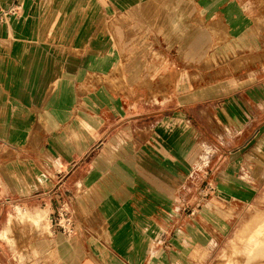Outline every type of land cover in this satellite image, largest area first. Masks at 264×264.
<instances>
[{
    "label": "crops",
    "instance_id": "0c3cea01",
    "mask_svg": "<svg viewBox=\"0 0 264 264\" xmlns=\"http://www.w3.org/2000/svg\"><path fill=\"white\" fill-rule=\"evenodd\" d=\"M19 4L0 18V264H210L253 200L228 176H264V83L245 77L264 73V0ZM221 120L238 143L205 180ZM64 202L74 238L52 221Z\"/></svg>",
    "mask_w": 264,
    "mask_h": 264
},
{
    "label": "rangeland",
    "instance_id": "374dc122",
    "mask_svg": "<svg viewBox=\"0 0 264 264\" xmlns=\"http://www.w3.org/2000/svg\"><path fill=\"white\" fill-rule=\"evenodd\" d=\"M223 61V60H222ZM219 61V64L217 65L216 62H214L215 66H223L224 64H230L229 61ZM233 62V60H232ZM257 63V64H256ZM258 59H237L236 63L234 62L233 66H230L229 68L224 67L220 68V74L217 75L216 79L214 80H239L244 75L240 74L244 72L245 70H248L250 67L253 68L255 65H259ZM208 67L213 65L211 63L206 64ZM252 65V66H250ZM250 66V67H249ZM188 79L189 83L197 81L199 78L198 76H195L194 74L188 73ZM238 77V78H237ZM245 77H249L252 82H256L257 84L254 86H259L260 84V78L262 79L261 84L264 83V73L260 75L259 71H251L248 73ZM229 97H222L221 99H218L214 102L215 105L218 106V103H223L225 100H227ZM220 101V102H219ZM216 106V107H217ZM215 107V106H214ZM220 107L223 109L220 111L225 116L224 107L220 105ZM225 110L228 112L227 108ZM252 111L254 115H257L256 117H259V111L254 112V109L252 108ZM222 117V116H221ZM222 121V120H221ZM219 127H216V124H213V127L215 129V132L221 136L220 142L216 141V139L213 137V146L214 151L211 148H204V155L202 158V163L198 162L196 165L200 166L203 163H205V167L202 169L201 173L205 176L208 169L213 168L215 162L220 159V164L227 158V151L229 148H227V143H238V139H233L234 135H238V127L240 124L238 123H232V122H219L217 123ZM259 124V123H258ZM254 128V127H253ZM225 133L229 136V138H225ZM211 140V141H212ZM253 145V144H252ZM251 160L255 163L254 159L251 158ZM229 162L228 159L225 163ZM224 171V168L223 170ZM256 164H254V168L252 166H249L247 170H241L240 172H236L235 176H228V179L233 180L234 183L240 187H243V185H247L251 187V196L253 198L250 205L246 206V209L243 211V216L239 219H237L236 222V230L235 233L229 238V240L226 241V243L221 246V249L219 252L216 253L214 258L212 259L210 264H264V249H262L259 246H262L261 244L257 246L258 240L253 238L255 237L257 231L259 228L258 225L255 228H250L247 231H244V226L247 225L246 221H250L257 212L264 213V176L257 178L256 175ZM211 172L209 175L205 176L204 179H210ZM240 175V176H239ZM216 175L215 177H217ZM263 181L262 183H260ZM256 212V213H255ZM44 220V219H43ZM42 220V221H43ZM51 220V219H50ZM56 216L52 215V221L55 222ZM41 221V222H42ZM245 222V223H244ZM44 224H47V220L44 221ZM54 224V223H53ZM244 224V225H243ZM55 226V224H54ZM239 227V228H238ZM260 227V225H259ZM263 227V225H261ZM260 227V229H261ZM14 228H19L21 231L26 234V238L28 240L32 239L34 237V229H32L31 224L25 223V224H18L15 223ZM262 234L264 233L261 231ZM235 235L234 240L230 244L231 240L233 239ZM264 236V234H263ZM259 248V250H258ZM262 250V251H261Z\"/></svg>",
    "mask_w": 264,
    "mask_h": 264
},
{
    "label": "built area",
    "instance_id": "2783aa9c",
    "mask_svg": "<svg viewBox=\"0 0 264 264\" xmlns=\"http://www.w3.org/2000/svg\"><path fill=\"white\" fill-rule=\"evenodd\" d=\"M20 0H17V3L8 11L3 12L1 15V20L7 19L9 16H17L20 9ZM210 190H213L209 186ZM56 220L53 222L55 226L68 238H74L78 234L77 226L74 222L73 216L69 209L68 203L64 202L59 206V209L55 213Z\"/></svg>",
    "mask_w": 264,
    "mask_h": 264
},
{
    "label": "bare ground",
    "instance_id": "6f19581e",
    "mask_svg": "<svg viewBox=\"0 0 264 264\" xmlns=\"http://www.w3.org/2000/svg\"><path fill=\"white\" fill-rule=\"evenodd\" d=\"M38 218H40V219H38ZM38 218H37V220L42 221L44 219L43 214H41ZM246 223H247V225L244 226V231H247L250 228L256 229V226L258 225L257 228H259V229H258L255 237H253V238L258 240V244L256 247H258V245L261 244L262 246H259V247H261V248L263 247L262 249H264V236H263L264 233L262 234V232H261V231L264 232V213L257 212L255 214V216L249 222H246ZM259 225H260V227H261V225H263V227H261V229H260ZM258 250H259V248H258Z\"/></svg>",
    "mask_w": 264,
    "mask_h": 264
}]
</instances>
